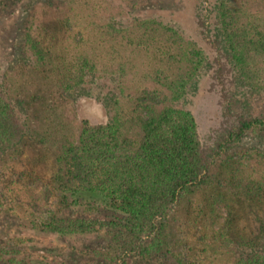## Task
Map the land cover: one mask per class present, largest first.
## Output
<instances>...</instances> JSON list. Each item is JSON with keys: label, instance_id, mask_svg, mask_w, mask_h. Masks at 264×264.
<instances>
[{"label": "trees", "instance_id": "16d2710c", "mask_svg": "<svg viewBox=\"0 0 264 264\" xmlns=\"http://www.w3.org/2000/svg\"><path fill=\"white\" fill-rule=\"evenodd\" d=\"M59 1V17H48V5H40V13L38 2L32 3L23 27V49L36 64L54 66L64 89L82 87L88 76L113 79L112 113L101 122H84L61 144L55 177L59 190L52 193L46 187L38 193L35 187L26 198L14 200L41 216L60 196L78 215L45 214L47 219L35 228L60 237L106 230V264L153 259L163 249L164 222L171 208L201 184L214 157L251 132L264 135V115L236 112L229 95L235 74L253 89L264 88V0H214L210 19L216 29L204 17L203 4L194 9V22L211 57L208 90L217 94L227 116L212 150L203 145L191 112L181 106L204 66V53L194 41L154 17L129 16L137 0H120L118 8L109 0ZM52 21L58 27L50 28ZM45 33L75 34L65 46L54 47L45 41ZM136 54H143L141 68L132 61ZM133 73L136 77L130 79ZM26 134V125L0 84V157L15 150ZM228 166L234 167L225 172L234 181L230 190H236L235 196L245 200L264 196L263 160L257 162L254 175L244 167ZM1 198L3 204L12 201ZM99 207L107 208L111 216H85ZM222 228L205 234L222 237L227 234ZM5 246L0 244V262L28 264L17 259L23 254L20 247ZM234 264H264V250L240 256Z\"/></svg>", "mask_w": 264, "mask_h": 264}, {"label": "rangeland", "instance_id": "374dc122", "mask_svg": "<svg viewBox=\"0 0 264 264\" xmlns=\"http://www.w3.org/2000/svg\"><path fill=\"white\" fill-rule=\"evenodd\" d=\"M128 15L154 17L178 29L194 41L204 53V66L191 83L181 106L190 111L203 145L212 150L226 126L223 105L216 93L208 90L211 57L205 40L194 22V9L203 4L204 17H211L214 0H137ZM48 5V17H59V0H0V84L11 101L27 134L18 147L0 157V244L5 249L23 250L17 259L28 264H50L63 260L71 264H106L104 252L109 242L106 230L75 237H60L41 230L40 223L49 216L78 215L67 208L59 196L48 213L41 216L28 207H20L16 197L26 198L31 188L37 192L48 187L59 190L57 156L63 142L72 139L84 122L97 123L111 115V94L116 88L108 76H88L82 87L64 89L54 66H41L23 49V27L32 3ZM103 1V4H108ZM117 6L120 0H109ZM118 9L115 18L118 17ZM213 29L214 18H211ZM58 27L52 21L50 28ZM45 41L62 47L75 33H45ZM218 36L219 33H210ZM64 36V37H63ZM63 37V39H62ZM62 39V40H61ZM133 63L142 66L143 54H136ZM136 74L130 77L133 79ZM129 77H127V80ZM236 102V112L264 115V88L256 90L234 75L229 88ZM264 161V135L251 132L227 152L214 157L210 173L201 184L191 187L171 208L164 222L163 249L153 259L136 258L132 264H234L236 258L253 251L264 250V196L245 200L230 188L234 181L225 170L244 167L254 175L257 162ZM224 168V169H223ZM14 181V183L10 182ZM52 192V193H53ZM1 196L11 203L3 204ZM88 217L108 219L111 213L99 207L85 213ZM40 225L36 226L34 225ZM224 227L227 234L214 238L209 230ZM223 229V228H222ZM20 249V250H21ZM0 264H9L6 261Z\"/></svg>", "mask_w": 264, "mask_h": 264}]
</instances>
